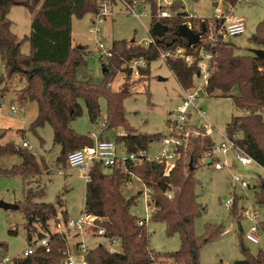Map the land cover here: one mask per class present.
<instances>
[{"label":"trees","instance_id":"1","mask_svg":"<svg viewBox=\"0 0 264 264\" xmlns=\"http://www.w3.org/2000/svg\"><path fill=\"white\" fill-rule=\"evenodd\" d=\"M96 1L0 0V58L4 62L6 76L12 78L14 75H20L25 78V87L19 96L20 105L35 101L38 106L37 118L32 122L30 129L37 131L46 124L50 125L54 142L61 149L58 161L64 163L67 162L70 153L92 147L96 141L109 140L101 133L94 137L78 134L72 129L71 122L75 117L77 97L85 98L93 121L100 112L97 99L105 98L108 108L102 132L124 126L125 134L109 141H113L116 148L121 145V153L126 155L139 156L144 153L147 156L150 145L154 141L161 142L163 136L141 135L126 125L123 103L130 95L131 86L125 82L117 91L111 90L116 74L124 69L129 73L131 63L143 59L147 64L141 69V75L147 77L150 73L149 65L160 58L158 48L175 50L186 47V52L194 56H197V50L200 48L188 47L187 41L177 35L182 25L188 22L197 25L198 20L181 12L183 7L181 3L177 2L169 8L170 17L157 19V0H140L141 7H149L152 17L157 19L153 23L159 22L166 26L167 32L163 37L155 38L156 45L147 48L134 41L115 42L110 50L112 57L106 63L107 69L104 72L102 69L103 79L100 82L87 77L82 79L81 70L87 67L86 47L79 49L73 44L72 18L74 16L82 18L88 13L95 15L98 12ZM133 1L135 0H128L127 3L132 4ZM224 1L234 6L238 0ZM11 7H24L31 12L38 9L31 23L30 34L22 40L12 32V22L8 17ZM202 27L204 22L199 20V28L196 29L201 30ZM250 41L264 50V20L259 23ZM25 42L29 44L28 54L21 50ZM202 45L206 49L211 48L206 44ZM212 49L216 55L205 92L234 101L242 114L231 118L226 127V136L235 140L237 145L264 170V59L254 54L240 56L236 54V48L222 38H219ZM168 66L181 88L188 90L193 87L196 71L194 66L182 60H169ZM235 89L240 93L237 96L233 93ZM186 129L187 125L183 126L184 132L177 134L182 138L183 144L177 149L178 158L171 168L164 162L146 158L136 166L128 161L125 168L121 164L119 167L117 165L109 168L111 169L109 173L104 172L101 165H93L89 180L86 182L83 213L95 217L99 227L105 231L102 237L105 240H117L119 248L117 252L111 253L103 244H98L86 251L84 260L86 264H155L160 257L151 249L148 224L140 226L139 221L143 219H137L130 213V209L137 202V197L128 198L122 192V187L134 177L140 179L149 190L148 205L152 207L149 222L164 223L169 236L174 234L180 236V250L164 254V258L181 264H200V251L211 238H198L194 232L195 220L204 211L196 195L199 183L195 177L196 164L203 159L211 162L218 160L219 156L212 155L215 141L205 128L187 130L188 133ZM7 132L6 129H0V142ZM12 155L19 156L21 163L14 165L12 169L0 167V176L20 175L24 178H38L43 174L44 162L27 148L11 143L4 145L0 143V159ZM191 160L193 171L190 170ZM255 178L259 183V192L255 196L256 203L263 205L264 179L259 175ZM25 195L26 216L33 217L41 228L40 232L35 225L29 227L27 224L28 240L32 245L34 234H38V240L34 243L49 237V252L45 247L39 246L33 254L26 258H16L11 264H65L70 258V246L64 234L50 231L49 223L57 222L58 215L66 222L67 212L63 211L60 214L57 206L53 204L34 202L37 199L41 200L45 195L44 189L40 186L36 190H26ZM230 200L233 207L227 208L226 204L225 207L230 209L233 218L239 220L243 215V209L239 208L241 197L235 195ZM61 204L62 199L59 197L58 205ZM259 226L264 230L262 222ZM212 227H208L210 231L213 230ZM240 231L243 233L241 226ZM221 233L223 232L220 228L215 229V235ZM3 258L0 256V261ZM234 264H264V253L260 251L255 256L249 255L245 260Z\"/></svg>","mask_w":264,"mask_h":264},{"label":"rangeland","instance_id":"2","mask_svg":"<svg viewBox=\"0 0 264 264\" xmlns=\"http://www.w3.org/2000/svg\"><path fill=\"white\" fill-rule=\"evenodd\" d=\"M108 1L110 2V0ZM124 1L128 2V0ZM137 1L139 3L140 0ZM171 1V5L164 6L162 10L171 14L169 8L177 2L181 3L183 5L181 12L197 17L195 18L198 19L196 20L197 25L192 23L194 28H199V20H201L205 27L213 29V19L219 14L237 16L244 21L245 33L228 39V42L236 48V54L249 56L253 55V50L260 49L259 46L251 43L250 38L256 33L259 23L264 20V0H252L249 3L238 1L234 6L229 5L224 0ZM110 3L112 14L99 26L98 37L91 33L95 27L93 14L88 13L82 18L76 16L72 18L73 44L74 46L86 47L87 67L81 70L80 78L82 79L87 77L96 82L103 79L102 69H107V61L100 58L96 43L98 40L104 42L106 50H111L114 43L119 41H134L137 44H143L151 40L149 32H151L155 24L153 22L158 17H152L149 7H141V1L139 6H135L134 11L137 15L143 12L146 14V17L140 20L126 8L121 0H111ZM96 4L98 5V0ZM160 5L157 6V15L159 8L162 7ZM37 11L38 9L31 12L24 7L10 8L8 17L12 22V32L19 40L30 34L31 23ZM153 39L155 40V38ZM21 50L24 54H28L29 44L23 43ZM102 64L104 65L102 66ZM136 71L130 70V74L125 69L117 72L110 87L111 90L117 91L119 86L125 82L131 86L130 95L123 103L126 125L138 134L161 135L163 138L171 135L172 132L175 134L184 132L174 123L177 120L174 113L185 98V91L189 89L181 88L168 63L161 59L149 65L150 73L147 77H142L141 74H133ZM195 84L194 81L193 86ZM24 87V77L14 75L9 78L6 76L4 62L0 58V129L8 131L0 143L3 145L11 143L14 146H22L23 143H27V149L42 160L45 165L43 174L38 178H24L20 175L0 176V201L19 206V210L16 211L0 208V256L2 258L21 257L31 245L26 226L29 223V218L33 217L27 218L26 216V190H36L38 186L43 188L45 195L41 200L37 199L34 202L53 204L57 206L60 214L63 211L67 212L68 219H79L84 211L85 175L80 169L71 168L66 163L58 161L61 149L54 142L53 130L50 125L46 124L37 131L30 129L32 122L37 118L38 106L35 101H28L24 106L20 105L19 96ZM233 93L236 96L240 94L238 89H235ZM75 103L76 112L71 127L78 134L91 136L101 133L109 140H114L116 136L125 134L124 126L102 132L108 108L105 98L97 99L100 112L94 121L85 98L77 97ZM12 107L16 108L14 113H12ZM196 107L205 113V118H201L197 110L191 107L186 123L188 126L186 133H188L187 130L196 131L197 128L203 127L215 142L220 141V134L226 136V127L231 118L242 114L232 99L218 97L217 94L208 95L205 91L197 99ZM121 147V145L117 146L120 157L126 155L121 153ZM162 149L161 142L154 141L147 152L148 158L155 157ZM20 163L21 159L17 155L0 159L1 168L12 169L14 165ZM174 163L175 160H169L168 168H171ZM119 166L120 164H118ZM102 169L107 173L111 171L105 167ZM60 171L63 173L60 174ZM233 174L241 175L249 182L250 187L241 189L236 186L234 188L232 184ZM258 175L264 179V170L258 165L244 167L235 164L231 170L216 171L211 160L203 159L196 164L195 177L199 181L196 187V195L204 211L195 220L194 232L198 238H211L200 251V264H234L237 261L245 260L249 255L255 256L260 251L264 253V230L259 225L257 230L259 243H251L245 238L246 234L256 226V223L249 220L254 211H257L259 215L258 224L261 222L264 224V204H257L255 197L256 193L259 192V183L255 178ZM122 192L128 198L137 197V202L130 209V213L137 219L148 221L151 249L160 256L155 264H181L164 258V254L180 250V236L179 234L169 236L164 223L149 222L152 207L148 205L146 188L142 181L136 177L132 178L131 182L122 187ZM140 192L142 195H139ZM235 195L241 197L239 208L243 209V213L241 212L243 215L239 220L233 218L230 209L225 207V204ZM59 197L62 199L61 206L58 205ZM62 220L61 216L58 215L57 221ZM56 223L55 221L49 223V229L52 233H57ZM33 225L41 232L40 224L35 223L34 219L32 220ZM209 226H213V230L210 231ZM240 226L243 233L240 231ZM217 228H220L223 233L215 235ZM98 229H100L99 225L95 230ZM63 233L70 246V259L77 262L84 261L86 251L98 244H103L107 249L110 247L107 240L97 236L90 229L83 232L72 230ZM37 240L38 234H34L32 242ZM81 242L84 249L81 248Z\"/></svg>","mask_w":264,"mask_h":264},{"label":"built area","instance_id":"3","mask_svg":"<svg viewBox=\"0 0 264 264\" xmlns=\"http://www.w3.org/2000/svg\"><path fill=\"white\" fill-rule=\"evenodd\" d=\"M122 3L126 6L127 9L131 11V13L138 19H142L146 17V14L143 12L140 15H137L135 10V6H138V2L135 0L132 4L126 3L125 1L121 0ZM238 1H245L247 3L251 2L252 0H238ZM237 1V2H238ZM158 5H162V7L159 8L158 12V19H164L170 17V14L167 11L162 10L164 6L171 5V0H157ZM163 3V4H162ZM160 5V6H161ZM112 14L111 9V3L108 0H98V12L94 15V29L91 30V33L98 37V34L100 33L99 26L103 24L108 17H110ZM194 19L197 18L195 16H192ZM214 27L213 29H208V27H203L205 29L204 33H201L203 29L198 30L193 27L191 22H188L184 24L188 27L190 31H192L194 34H201L200 42L194 46H190V48H196L197 46L200 47L197 50V56H194L192 54H188L186 52V47H179L175 50H161L158 48L160 53V58L165 63H168L169 60H182L186 64L190 66L195 67V74H194V81L196 84L189 89L188 91H185V98H183L181 104L177 107V110L175 111L174 115L177 117V120L174 122L178 127L183 129V126L186 125L188 121V114L189 109L191 107H194L201 118H205V113L201 112L196 106H197V99L199 98L200 94L205 91L206 86L209 83V77L211 75L212 71V64L214 62L215 58V51H213L212 48H214L217 44V41L219 38H222L224 41H227L229 38L238 37L245 33V24L244 21L237 16L230 14V15H224L219 14L214 19ZM151 35V40L149 42L140 43L141 46L147 48L150 45H156L155 40L152 38L151 32H149ZM210 34V35H208ZM206 35H208L206 37ZM98 44L97 51L100 54V58L105 59L108 61L112 57V53L110 50H106L105 44L102 40H98L96 42ZM187 43V42H186ZM202 44H206L210 46V49H206L205 46ZM146 61L145 60H136L131 63L129 70H137L135 75L141 74V69L146 67ZM12 113L16 111L15 107H12ZM173 123V124H174ZM96 135H94L95 137ZM220 141L214 143L213 152L212 155L219 156V159L213 160V168L216 171H222V170H231V168L235 164H239L244 167H248L251 165H257L256 162L247 155L236 143L235 140H232L228 138L227 136H223L220 134ZM161 144L163 145L162 151L156 155L153 158H148L144 153H141L139 156H136L135 154L132 155H123L119 156L118 151L116 148V145L113 141L105 140V141H96L95 145L92 147H87L81 150L74 151L68 155L66 164L69 165L71 168H77L80 169L86 178V182L89 180V173L91 168L94 164H99L102 167L105 168H114L118 164H121L122 167H126V163L129 161L133 163L135 166L140 164L143 160V158H146L148 160H155L164 162L165 164L169 163V160H176L178 158L177 155V149L182 146L183 141L182 138H180L177 134L172 132L171 135L164 137L161 140ZM23 148H28L27 143H23ZM63 171H60V174H62ZM232 184L233 187L236 188V186H239L241 189H247L250 187V184L247 180L242 178L239 174H233L232 175ZM149 190L146 189V196L148 197ZM233 202L232 200H229L226 203V207L230 208L232 206ZM249 220L253 223H256V226H254L245 236L246 240L257 244L259 243V236L257 235L258 230V222H259V215L257 211H254L252 215H250ZM147 220H141L139 221V225L143 226L147 223ZM56 229L57 232L62 235L65 231H72L76 230L78 232H83L85 230H92L97 236L102 237L105 234V231L103 229L95 230V228L98 227L97 220L95 217L88 215L86 213H83L79 219L73 218L68 219L66 222L57 221L56 223ZM49 241L50 238L47 237L43 240H41L38 243H33L29 246V248L23 252V256H17L15 258H7L4 257L0 264H11L14 259L16 258H26L29 255L33 254L36 248L39 246H43L46 248L47 252H49ZM110 247L108 250L111 253L117 252L119 242L117 240H107ZM81 248L84 249L82 243ZM67 264H76L73 260H68L66 262ZM80 264H86L85 261H81Z\"/></svg>","mask_w":264,"mask_h":264},{"label":"water","instance_id":"4","mask_svg":"<svg viewBox=\"0 0 264 264\" xmlns=\"http://www.w3.org/2000/svg\"><path fill=\"white\" fill-rule=\"evenodd\" d=\"M167 28L166 26L160 24L159 22L155 23L151 29V34L153 38H161L163 37V35L167 32ZM205 29L203 28L201 33H204ZM178 37H181L183 39H185L187 41V46H194L196 44H198L200 42V38H201V34H194L192 31H190L188 29L187 26L182 25L179 28V31L177 33ZM79 49H82V46H78ZM253 54L260 58V59H264V50L262 49H257V50H253ZM105 71V69H103V72ZM160 80H163L160 78ZM190 170L193 171L194 170V166H193V161H190ZM141 194V192L139 193ZM0 208L4 209V210H19V206L18 205H13V204H7L3 201H0ZM32 220L33 218H29V227L32 226Z\"/></svg>","mask_w":264,"mask_h":264},{"label":"crops","instance_id":"5","mask_svg":"<svg viewBox=\"0 0 264 264\" xmlns=\"http://www.w3.org/2000/svg\"><path fill=\"white\" fill-rule=\"evenodd\" d=\"M71 259L69 258V261H70ZM74 261V260H73ZM74 262H76V264H80V262H77V261H74Z\"/></svg>","mask_w":264,"mask_h":264}]
</instances>
